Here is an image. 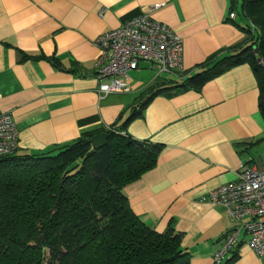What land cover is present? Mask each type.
<instances>
[{
	"label": "crops",
	"instance_id": "1",
	"mask_svg": "<svg viewBox=\"0 0 264 264\" xmlns=\"http://www.w3.org/2000/svg\"><path fill=\"white\" fill-rule=\"evenodd\" d=\"M230 11V0H0V111L15 123L16 153H45L110 128L158 145L155 166L124 186L128 204L155 231L171 223L181 232L190 264H213L235 224L222 205L201 197L234 181L243 164L264 171L252 65H234L198 89L158 93L129 117L153 82L178 84L245 43L246 20ZM144 12L182 39V70L159 73L141 61L129 91L99 97L94 40ZM220 264H264V253L255 254L242 232Z\"/></svg>",
	"mask_w": 264,
	"mask_h": 264
},
{
	"label": "trees",
	"instance_id": "2",
	"mask_svg": "<svg viewBox=\"0 0 264 264\" xmlns=\"http://www.w3.org/2000/svg\"><path fill=\"white\" fill-rule=\"evenodd\" d=\"M230 9L246 20L245 43L207 60L178 84L153 82L129 119L158 93L198 89L245 62L256 74L264 117V0H230ZM100 132H106L100 148L90 141L98 132L89 130L45 153L0 155V264H190L182 233L171 223L155 231L133 213L123 193L155 166L158 145L118 129Z\"/></svg>",
	"mask_w": 264,
	"mask_h": 264
},
{
	"label": "built area",
	"instance_id": "3",
	"mask_svg": "<svg viewBox=\"0 0 264 264\" xmlns=\"http://www.w3.org/2000/svg\"><path fill=\"white\" fill-rule=\"evenodd\" d=\"M161 5L154 4L151 8ZM228 16L233 19L235 12L230 11ZM94 45L98 50L95 74L99 97L129 91L130 72L137 70L141 61L149 62L159 73L182 70V39L148 12L101 33ZM260 64L264 68V61ZM17 137L12 117L0 111V155L16 151ZM201 200L222 205L235 224L221 236L213 264L229 257L242 232L255 254L264 253V171L243 164L234 181L203 195Z\"/></svg>",
	"mask_w": 264,
	"mask_h": 264
},
{
	"label": "water",
	"instance_id": "4",
	"mask_svg": "<svg viewBox=\"0 0 264 264\" xmlns=\"http://www.w3.org/2000/svg\"><path fill=\"white\" fill-rule=\"evenodd\" d=\"M105 140L106 132H100L90 138L91 144L94 148H100L105 143Z\"/></svg>",
	"mask_w": 264,
	"mask_h": 264
},
{
	"label": "rangeland",
	"instance_id": "5",
	"mask_svg": "<svg viewBox=\"0 0 264 264\" xmlns=\"http://www.w3.org/2000/svg\"><path fill=\"white\" fill-rule=\"evenodd\" d=\"M239 20H243L242 18H239ZM165 74V72H163ZM167 74V73H166Z\"/></svg>",
	"mask_w": 264,
	"mask_h": 264
}]
</instances>
